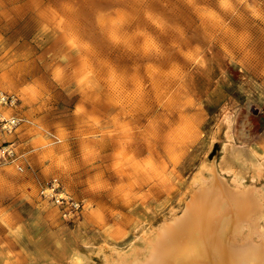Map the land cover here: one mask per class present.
I'll use <instances>...</instances> for the list:
<instances>
[{
    "label": "rangeland",
    "instance_id": "374dc122",
    "mask_svg": "<svg viewBox=\"0 0 264 264\" xmlns=\"http://www.w3.org/2000/svg\"><path fill=\"white\" fill-rule=\"evenodd\" d=\"M0 91V264H104L204 162L264 187V0H0Z\"/></svg>",
    "mask_w": 264,
    "mask_h": 264
},
{
    "label": "bare ground",
    "instance_id": "6f19581e",
    "mask_svg": "<svg viewBox=\"0 0 264 264\" xmlns=\"http://www.w3.org/2000/svg\"><path fill=\"white\" fill-rule=\"evenodd\" d=\"M244 154H235L236 162L249 166L254 179L263 177L264 154ZM204 163L180 199V213L172 211L128 250L100 247L103 263L264 264V187L245 184L235 162Z\"/></svg>",
    "mask_w": 264,
    "mask_h": 264
},
{
    "label": "built area",
    "instance_id": "2783aa9c",
    "mask_svg": "<svg viewBox=\"0 0 264 264\" xmlns=\"http://www.w3.org/2000/svg\"><path fill=\"white\" fill-rule=\"evenodd\" d=\"M17 102H18V99L14 95L8 94V93H6L4 91H0V104L15 105V104H17ZM16 125H17V120H15V119L9 121V123L7 124V126H9V127H13V126H16ZM51 186H58L57 191L54 192L52 187H48L47 189L42 191V195H44V197H50L49 195H47V193H52L53 196H56L57 199H59V194L62 193L64 198H63V200H61L59 202V204L63 205L65 203H70L71 204V208L73 209V211H78L79 210V208H80L79 202L71 200V198L68 197L65 192H61L60 191L61 185H60V183H59V181L57 179H55L52 182ZM50 198L53 199L52 197H50Z\"/></svg>",
    "mask_w": 264,
    "mask_h": 264
},
{
    "label": "snow or ice",
    "instance_id": "6c2138e0",
    "mask_svg": "<svg viewBox=\"0 0 264 264\" xmlns=\"http://www.w3.org/2000/svg\"><path fill=\"white\" fill-rule=\"evenodd\" d=\"M50 187L53 188V191H54V192L57 191L58 186H50ZM47 195H49L50 197H52L53 200H54L56 203H59V202H60L61 200H63V198H64L62 193L59 194V199H57L56 196H53L52 193H47Z\"/></svg>",
    "mask_w": 264,
    "mask_h": 264
}]
</instances>
